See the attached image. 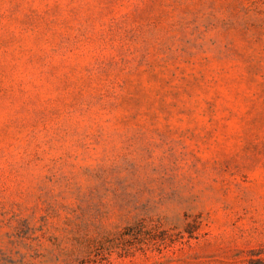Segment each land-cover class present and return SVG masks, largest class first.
Masks as SVG:
<instances>
[{
  "label": "rangeland",
  "instance_id": "rangeland-1",
  "mask_svg": "<svg viewBox=\"0 0 264 264\" xmlns=\"http://www.w3.org/2000/svg\"><path fill=\"white\" fill-rule=\"evenodd\" d=\"M0 264H264V0H0Z\"/></svg>",
  "mask_w": 264,
  "mask_h": 264
}]
</instances>
